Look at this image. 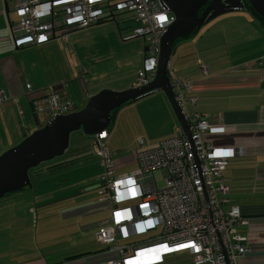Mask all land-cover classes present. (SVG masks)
Returning a JSON list of instances; mask_svg holds the SVG:
<instances>
[{"label": "crops", "instance_id": "0c3cea01", "mask_svg": "<svg viewBox=\"0 0 264 264\" xmlns=\"http://www.w3.org/2000/svg\"><path fill=\"white\" fill-rule=\"evenodd\" d=\"M6 2L0 0V91L6 97L0 101V153L37 129L28 126L29 118L35 120L30 97L52 90L71 100L65 89L69 74L64 66L66 57L64 50L56 46L59 41L70 44V34L67 42L55 38L36 46L38 49H27L34 59H26V51L20 49L25 47H17L12 38L9 13L12 19L15 13L12 6L6 14ZM42 52L47 53L44 56ZM198 60L204 63L207 73L202 71ZM81 69L85 68L81 67L80 73ZM168 73L169 77L176 75L192 83L198 100L192 112L187 113H198L210 120L212 126L204 133V139L217 146L242 149L241 154L228 162L229 165L234 160L233 164L239 165L240 170H230L227 174L224 171L230 181L231 203L238 205L242 215L248 218L239 232L248 236L249 251L240 257L239 264H264V27L243 9L221 14L205 23L191 38L173 46ZM26 83L31 85L30 94ZM94 93L86 91L81 96V105ZM150 94H155V103L165 111L169 121L165 135L151 137L155 141L148 137L155 143L169 137L178 120L173 121L172 112L175 113L161 89L140 98ZM149 113L146 109L145 114ZM115 119L110 122L103 145L116 154L121 146L114 140ZM112 133L113 137L106 142ZM93 137L98 143L97 137ZM74 150L50 170L72 165L83 157L85 167L88 157L80 154L86 148L78 145ZM115 159L116 164L121 162L136 168L131 152ZM62 180L65 181L57 183V188L42 191L32 183L31 187L0 198V264H111L118 257V251L109 248L113 245L96 239L102 222L111 217L110 202L101 200L97 190L96 200L93 197L82 202L84 196L74 197L88 191L83 184L85 180L73 182L68 175L58 181ZM74 185H80L82 192L74 194ZM160 231V228L149 230L128 241L151 239ZM125 242L121 237L117 240L119 245ZM150 264L194 263L193 255L184 250L165 253L160 261Z\"/></svg>", "mask_w": 264, "mask_h": 264}, {"label": "built area", "instance_id": "2783aa9c", "mask_svg": "<svg viewBox=\"0 0 264 264\" xmlns=\"http://www.w3.org/2000/svg\"><path fill=\"white\" fill-rule=\"evenodd\" d=\"M13 1L11 30L18 47L39 46L55 38L68 41L70 32L112 19L122 22L129 14L136 25L123 40L141 38L146 50L134 85L149 83L156 71L160 38L174 16L159 0H6ZM204 73L207 68L198 60ZM81 75L86 69H81ZM175 100L188 123V137L178 124L172 136L149 144L138 138L131 154L136 168L129 174H116L114 152L103 145L107 130L97 136L95 154L103 172L98 178L101 200L110 202L111 217L102 222L97 241L117 250L111 264H150L163 254L187 250L194 264H239L249 251L248 236L239 228L248 223L240 207L229 198V179L224 171L231 158L243 151L207 142L204 133L212 124L198 113L188 115L185 104L198 100L193 85L176 75L170 77ZM29 94L31 85L26 83ZM0 91V101L5 99ZM38 126L52 116L75 110L65 94L56 91L30 97ZM164 180L157 188L154 172ZM160 228L156 237L132 240L134 236ZM126 240L122 245L118 238Z\"/></svg>", "mask_w": 264, "mask_h": 264}, {"label": "rangeland", "instance_id": "374dc122", "mask_svg": "<svg viewBox=\"0 0 264 264\" xmlns=\"http://www.w3.org/2000/svg\"><path fill=\"white\" fill-rule=\"evenodd\" d=\"M12 6L13 1H8V9H12ZM9 14L13 18V15ZM121 17H125V19L118 26L114 20L107 19L102 24H93L85 29L72 31L70 33V44H64L62 41L56 43L57 47L64 50L66 57L64 66L69 74L66 77L65 89L75 103V110L82 107L81 96H84L86 91L97 92L103 88L122 90L129 87L137 79V73L142 66L144 57L142 53L143 40L141 38L129 40L121 38L120 34H126L130 28L136 25L135 20L131 19L129 14H121ZM12 18L10 19L13 20ZM29 48L38 49L36 46H26L20 49L26 51V59L33 60L34 58L27 51ZM46 53L42 52V55L45 56ZM60 56L59 54L57 55L58 60ZM81 67L87 70L83 78L79 71ZM154 95L150 94L137 101L126 102L115 110L114 140L117 146H121L115 151V157L119 155V158H122L126 153H130L135 148L138 138L144 139L147 143H154L155 139L151 137L165 135L164 133L169 127V121L166 118L165 111H161L155 103L156 98H154ZM166 101L168 102L167 98ZM193 107L194 105L186 102L185 109L187 112H192ZM146 109L150 110L149 115L145 114ZM174 115L172 112L173 121L176 120ZM161 120L163 121L162 124ZM34 121L29 118L28 126L39 128L40 126ZM113 133L106 142L113 137ZM174 133L173 129L170 136ZM148 137L154 141H150ZM69 140V146L63 155L43 161L29 170L31 172L29 175L31 176V183H35L36 186L39 185L43 191L59 187L56 184L64 182L65 180H58L63 179L65 175L72 176L73 182L84 179L85 182L83 184L88 190L86 193L89 195L83 192L74 198L84 196L82 202H89L93 197V200H96V190H98L97 187L99 186L97 178L103 172L100 158L95 155L97 143H95L93 135L88 136L81 129L73 131ZM78 145H83L86 148V152L80 154H86L88 157L85 161V167L82 165L85 159L83 157L75 160L76 162L72 165L50 170L52 165L72 154L75 151L74 148L78 147ZM233 162L227 166L225 174L230 170H240L239 165L233 164ZM121 164V162L115 164L114 172L116 174H129L132 168H135L130 166V164L126 166ZM154 176L157 188L163 186L165 182L160 177V173L156 171ZM73 192H75L74 194L82 192L80 185H74Z\"/></svg>", "mask_w": 264, "mask_h": 264}, {"label": "water", "instance_id": "95a60500", "mask_svg": "<svg viewBox=\"0 0 264 264\" xmlns=\"http://www.w3.org/2000/svg\"><path fill=\"white\" fill-rule=\"evenodd\" d=\"M159 1L174 16V20L160 38V51L153 79L147 84L132 85L122 90L103 88L92 94L81 108L50 117L42 127L33 130L19 143L0 153V198L7 193L31 187L29 170L43 161L63 155L73 131L81 129L84 134L97 137L99 132L107 130L114 109L158 89L165 93L178 124L190 136V125L170 86L168 64L175 41L180 38L188 39L205 23L226 12L243 9L250 13L253 9L264 21V0ZM5 5L8 14L10 9L7 2ZM12 38L15 42L13 33ZM143 50H146V46H143Z\"/></svg>", "mask_w": 264, "mask_h": 264}, {"label": "trees", "instance_id": "16d2710c", "mask_svg": "<svg viewBox=\"0 0 264 264\" xmlns=\"http://www.w3.org/2000/svg\"><path fill=\"white\" fill-rule=\"evenodd\" d=\"M250 14L252 15V17H254V19L261 25V26H263L264 27V21L262 20V18L253 10V9H251L250 10ZM193 35L191 34L190 35V37L189 38H191ZM182 40H184V39H182V38H180V39H177L176 41H175V43H174V45L176 44V43H178L179 41H182ZM128 103V102H127ZM125 104V103H124ZM115 110H117V108L116 109H114L113 111H112V119H114V115H115ZM113 121V120H112ZM112 123V122H111ZM109 128H110V124H109V126L107 127V130H109ZM241 259V258H240Z\"/></svg>", "mask_w": 264, "mask_h": 264}, {"label": "flooded vegetation", "instance_id": "af4514ba", "mask_svg": "<svg viewBox=\"0 0 264 264\" xmlns=\"http://www.w3.org/2000/svg\"><path fill=\"white\" fill-rule=\"evenodd\" d=\"M204 8H205V6H204V7H202L200 11H202Z\"/></svg>", "mask_w": 264, "mask_h": 264}]
</instances>
